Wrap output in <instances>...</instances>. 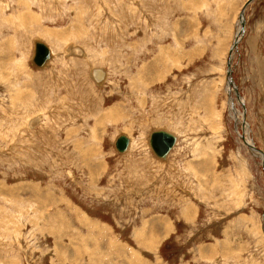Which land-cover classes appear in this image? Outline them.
I'll list each match as a JSON object with an SVG mask.
<instances>
[{"label": "rangeland", "instance_id": "1", "mask_svg": "<svg viewBox=\"0 0 264 264\" xmlns=\"http://www.w3.org/2000/svg\"><path fill=\"white\" fill-rule=\"evenodd\" d=\"M247 1L0 0V264H264V164L241 137L264 154V0L241 20ZM154 129L177 135L165 161Z\"/></svg>", "mask_w": 264, "mask_h": 264}, {"label": "bare ground", "instance_id": "2", "mask_svg": "<svg viewBox=\"0 0 264 264\" xmlns=\"http://www.w3.org/2000/svg\"><path fill=\"white\" fill-rule=\"evenodd\" d=\"M250 1H252V0H249V1H247L245 4H244V6H243V10H242V12H241V14H240V19L242 20L243 19V12H244V7L246 6V4L248 3V2H250ZM242 22V21H241ZM240 23V22H239ZM240 27V26H239ZM241 27H242V25H241ZM239 33H236V37H235V40H234V43H233V46L231 47V51H230V53H232V49L235 47V45H236V43H237V41H238V37H237V35H238ZM35 41H39V42H43V41H41V40H39V39H34L33 40V48H32V51L34 52V42ZM44 44H46L45 42H43ZM47 45V44H46ZM48 46V45H47ZM48 48H49V46H48ZM66 50H68L69 51V53H70V56H75V57H79V58H82V57H85V55H86V53L84 52V50L81 48V47H79V46H77V45H68V46H66ZM49 51H50V58L44 63V65H42V66H37V65H35L32 61V64H33V66L35 67V68H37V69H43V68H45L47 65H48V63L50 62V60H52L53 58L52 57H54L53 56V53H52V51H51V49L49 48ZM33 52H32V56H33ZM32 56H31V59H32ZM230 61H231V55H230V57H229V59H228V63H227V86H226V90L228 91V90H232V89H235V87L234 86H232V80H231V75H230ZM103 68H91L90 70H89V76H90V78L93 80V82L96 84V86H101L102 85V83H103V80H104V78H105V75H104V73H103ZM107 73V72H106ZM155 74V73H154ZM145 75H147V74H145ZM152 75H153V73H152ZM232 87H234V88H232ZM230 93L231 92H228V95H229V100L231 99V105H232V107H234V102H233V98H232V96L230 95ZM235 93V92H234ZM237 96H238V98H239V94L237 93L236 94ZM241 99V98H240ZM230 105V104H229ZM232 107H230L231 109H232V111H234L233 112V114H232V117L234 118V117H239V116H241V112H238L235 108H234V110H233V108ZM243 120V119H242ZM240 121V120H239ZM236 122H238V119H237V121ZM242 125H243V128L245 127L246 128V126L244 125V122L242 121ZM154 130H158V129H154ZM164 130V129H163ZM166 130V129H165ZM153 131V130H152ZM244 131V130H243ZM151 132V131H150ZM150 132L148 133V136H147V144H148V137H149V134H150ZM169 132V131H168ZM171 133V132H170ZM244 135L245 136H241V137H244L243 139H244V141L246 142V144L252 149V152H253V154L255 155V156H258L259 158H261V160H262V163L264 164V154L260 151V152H257V151H255L253 148H252V143L250 142V139H249V136H247V131L245 132L244 131ZM174 136H175V138H176V140H177V135H175L174 133H172ZM119 135H121V134H119ZM118 135V136H119ZM122 135H125V134H122ZM117 136V137H118ZM127 138H128V145H127V148H126V150L129 148V145H130V137H128L127 135H125ZM117 137H115V139H114V141H113V143L115 142V140H116V138ZM175 143H176V141H175ZM175 145V144H174ZM148 147L150 148V146H149V144H148ZM151 149V148H150ZM125 150V151H126ZM117 151V150H116ZM152 151V150H151ZM124 152V151H123ZM123 152H119V153H123ZM169 153V152H168ZM152 154L154 155V153L152 152ZM154 157H156V158H158L159 160H161V161H165V159H166V157L165 158H161V157H158V156H156V155H154Z\"/></svg>", "mask_w": 264, "mask_h": 264}, {"label": "water", "instance_id": "3", "mask_svg": "<svg viewBox=\"0 0 264 264\" xmlns=\"http://www.w3.org/2000/svg\"><path fill=\"white\" fill-rule=\"evenodd\" d=\"M249 1V0H248ZM242 12V11H241ZM50 58V51L46 44L43 42H34V52L31 61L37 65L42 66ZM176 141L175 136L163 129L153 130L150 132L148 137V144L154 153V155L165 158L171 148L174 146ZM128 145V138L125 135H119L114 146L118 152H123L126 150ZM252 148L260 152L258 149L252 146Z\"/></svg>", "mask_w": 264, "mask_h": 264}, {"label": "crops", "instance_id": "4", "mask_svg": "<svg viewBox=\"0 0 264 264\" xmlns=\"http://www.w3.org/2000/svg\"><path fill=\"white\" fill-rule=\"evenodd\" d=\"M142 72H144V67L142 68ZM143 74V73H142Z\"/></svg>", "mask_w": 264, "mask_h": 264}]
</instances>
